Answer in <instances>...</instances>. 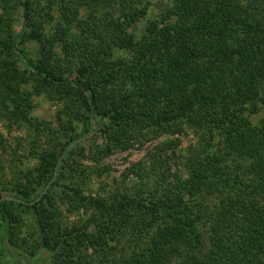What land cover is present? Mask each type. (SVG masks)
<instances>
[{
    "label": "trees",
    "instance_id": "obj_1",
    "mask_svg": "<svg viewBox=\"0 0 264 264\" xmlns=\"http://www.w3.org/2000/svg\"><path fill=\"white\" fill-rule=\"evenodd\" d=\"M151 4L0 0V119L30 125L35 160L0 193V264L34 255L15 206L53 264H264V0H169L149 17ZM40 93L57 127L29 116ZM92 131L94 161L164 139L92 195L76 162ZM54 193L90 214L67 226Z\"/></svg>",
    "mask_w": 264,
    "mask_h": 264
},
{
    "label": "rangeland",
    "instance_id": "obj_2",
    "mask_svg": "<svg viewBox=\"0 0 264 264\" xmlns=\"http://www.w3.org/2000/svg\"><path fill=\"white\" fill-rule=\"evenodd\" d=\"M169 0H152L150 6V16H155L159 14L166 3ZM15 16V29H18L19 21V10L14 12ZM143 23V22H142ZM141 24V23H140ZM143 24L140 25L142 27ZM29 49L35 47L34 44H28ZM31 84L28 89L31 90ZM33 108L29 112V116L32 120L42 121L43 124H49L52 127H57V111L59 109V103L49 100L44 93L38 95L34 94L32 96ZM264 114V110L262 112ZM101 124L95 123L94 128L97 130ZM81 126L76 125V131H81ZM32 128L27 123L10 124L5 119H0V189H3L0 193L1 195H12L13 192L9 191L12 185L14 171L17 169H24L26 166H32L35 163L34 159H26L27 154V139L28 133ZM45 137L41 138V141L45 140ZM181 146L180 150L184 152L185 147L190 143H194L196 138L195 134L190 130H187L181 136ZM164 138L155 139L144 143L142 146L137 144L134 147L126 149L124 151H117L109 156L103 157L101 160H92L93 153L89 152V148L94 147L95 144H100L102 139L99 138V134L96 131H92L87 136L83 137L80 141L81 146L84 147V156L76 157V162L81 166L89 167L88 172H86L85 178L79 182L83 189L84 194H101L103 193L102 187H110L120 182L123 173L127 167L131 164L136 163L140 159L146 158L150 149L154 148L160 141ZM96 140L95 143H93ZM173 169L181 172V167L173 165ZM182 173V172H181ZM70 180H65L68 183ZM56 194L54 199L56 205L60 210L61 220L67 226L79 225L84 221L89 212H84V210L72 211L70 205L64 204L60 197ZM21 200H18V202ZM15 211L20 217V224L18 226L19 236L22 240L21 251L31 253L34 251V255L31 258V264H53L47 252H43L44 259H39L42 253L41 248H37V229L34 224V220L23 207L15 206ZM0 249H3L0 246ZM129 249V248H126ZM128 251V250H127ZM18 251H12L10 257L5 254L3 257L4 261L21 259L20 255L17 254ZM17 261H13L11 264H15ZM20 264V262H18ZM7 264H10L9 262Z\"/></svg>",
    "mask_w": 264,
    "mask_h": 264
},
{
    "label": "water",
    "instance_id": "obj_3",
    "mask_svg": "<svg viewBox=\"0 0 264 264\" xmlns=\"http://www.w3.org/2000/svg\"><path fill=\"white\" fill-rule=\"evenodd\" d=\"M3 197H0V200H2ZM6 199L8 200H17L16 198H13L12 196H5Z\"/></svg>",
    "mask_w": 264,
    "mask_h": 264
}]
</instances>
